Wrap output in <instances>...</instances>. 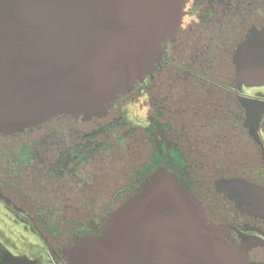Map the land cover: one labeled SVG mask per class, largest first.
Here are the masks:
<instances>
[{
	"label": "flooded vegetation",
	"instance_id": "1",
	"mask_svg": "<svg viewBox=\"0 0 264 264\" xmlns=\"http://www.w3.org/2000/svg\"><path fill=\"white\" fill-rule=\"evenodd\" d=\"M181 12L152 75L105 117L58 116L0 135V203L54 264H66L76 238L102 235L109 216L161 167L197 203L205 231L232 247L234 264H264V0H183ZM54 120L63 124L58 133L37 132ZM81 130L95 141L104 130L115 144L137 133L142 182L104 164L108 149L80 148L84 133L70 144ZM6 248L0 242V264H32Z\"/></svg>",
	"mask_w": 264,
	"mask_h": 264
},
{
	"label": "water",
	"instance_id": "2",
	"mask_svg": "<svg viewBox=\"0 0 264 264\" xmlns=\"http://www.w3.org/2000/svg\"><path fill=\"white\" fill-rule=\"evenodd\" d=\"M183 0H0V135L58 116L87 122L152 75ZM197 203L158 168L107 219L78 237L66 264H234Z\"/></svg>",
	"mask_w": 264,
	"mask_h": 264
},
{
	"label": "trees",
	"instance_id": "3",
	"mask_svg": "<svg viewBox=\"0 0 264 264\" xmlns=\"http://www.w3.org/2000/svg\"><path fill=\"white\" fill-rule=\"evenodd\" d=\"M63 124L61 122H58L56 120L47 123L43 126V128L38 129L37 132L40 134H50V132L58 133V129H62ZM81 134H71V132H68L71 134L69 138L70 144L73 143L76 138H80L82 134L84 137H86L85 144L81 146L82 149H101L107 151V157H103V159L106 160L103 163H107L108 166H112L113 164L116 165L117 175L120 176L121 174H124L125 176H129L130 174L133 175L134 181L136 182V187L142 182V173H143V157H142V138H138L137 133H132L126 141L125 144L121 143V140L117 138L116 144L110 143V140L107 138H112L106 136V131L101 130V138L99 140H92L91 134L87 131L81 130ZM29 133L32 132V130L28 131ZM67 132V131H65ZM74 135V136H72ZM91 140V141H90ZM93 141H95V145H93ZM78 148V147H73ZM102 159V160H103ZM153 169H150L151 176ZM139 176V177H138ZM138 177V178H137ZM144 182V181H143ZM144 183H141V187ZM180 186V185H179ZM135 187V188H136ZM139 187L137 191L141 188ZM136 191V192H137ZM135 192V193H136ZM134 195V194H133ZM119 208V207H118ZM54 223V222H53ZM64 225L67 226L68 230L72 231L75 229V222L73 221H66L64 222Z\"/></svg>",
	"mask_w": 264,
	"mask_h": 264
},
{
	"label": "rangeland",
	"instance_id": "4",
	"mask_svg": "<svg viewBox=\"0 0 264 264\" xmlns=\"http://www.w3.org/2000/svg\"><path fill=\"white\" fill-rule=\"evenodd\" d=\"M260 91L264 98V83ZM0 242L13 255L26 257L32 264H54L39 237L24 224L15 221L1 203Z\"/></svg>",
	"mask_w": 264,
	"mask_h": 264
}]
</instances>
